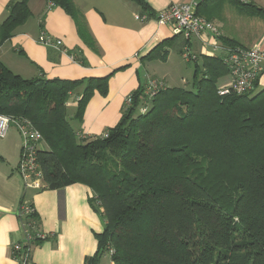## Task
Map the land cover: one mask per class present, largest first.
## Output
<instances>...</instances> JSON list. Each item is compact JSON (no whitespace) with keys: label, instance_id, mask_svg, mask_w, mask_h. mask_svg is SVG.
I'll use <instances>...</instances> for the list:
<instances>
[{"label":"trees","instance_id":"trees-1","mask_svg":"<svg viewBox=\"0 0 264 264\" xmlns=\"http://www.w3.org/2000/svg\"><path fill=\"white\" fill-rule=\"evenodd\" d=\"M47 1L98 52L74 1ZM131 1L157 16L145 0ZM28 2L8 3L0 44L31 16ZM233 2L264 15L252 2ZM196 13L202 15L198 7ZM185 45L188 39L173 35L142 59L165 60L168 47L181 53ZM192 62L189 87L164 83L149 95L139 85L117 122L92 138H80L71 120L80 121L94 92L105 96L109 78L126 65L104 76L63 79L23 78L0 62V113L25 118L41 133L36 161L43 188L81 183L92 191L88 202L103 228L83 264H99L105 255L110 264H264V87L256 81L249 91L220 94L219 79L229 73L221 56L201 54ZM24 219L37 227L34 209Z\"/></svg>","mask_w":264,"mask_h":264},{"label":"crops","instance_id":"crops-1","mask_svg":"<svg viewBox=\"0 0 264 264\" xmlns=\"http://www.w3.org/2000/svg\"><path fill=\"white\" fill-rule=\"evenodd\" d=\"M11 1L16 0H0V22ZM73 1L83 14L98 52L80 39L73 20L61 7L47 0H29L31 16L12 36L1 42L0 62L23 78L43 75L63 79L104 76L116 67L126 65L109 78L107 94L101 96L95 91L81 120H73L72 126L77 133L92 138L117 122L127 105L126 97L148 77L166 83L170 73L157 71V67L169 62L173 53L170 47L165 60L143 61L142 57L173 34L170 25L158 23L154 15L144 20L135 18L146 14L131 0ZM191 1H197L201 16L216 25L223 37L236 41L240 46L259 45L264 48V15L246 13L233 0H145L156 15L170 3ZM239 1L252 2L264 9V0ZM41 32L61 39L65 50L37 42ZM210 37L209 33L201 35L206 42L211 41ZM189 47L197 57L217 54L199 38H192ZM67 50L78 52L84 62L73 59ZM174 50L179 56V51ZM227 79L221 82L227 83ZM258 85L264 87V67ZM74 97L72 95L67 104L72 109ZM14 130L11 127L5 137H0V264H20L13 256L12 245L24 243L17 217L21 201L33 206L38 218L36 229L45 234L44 239L31 246L30 264H83L85 258L96 251L94 233L103 228L101 217L88 202L92 196L91 189L84 184L73 183L59 189L24 190L22 177L17 171L20 140L11 135H17Z\"/></svg>","mask_w":264,"mask_h":264},{"label":"built area","instance_id":"built-area-1","mask_svg":"<svg viewBox=\"0 0 264 264\" xmlns=\"http://www.w3.org/2000/svg\"><path fill=\"white\" fill-rule=\"evenodd\" d=\"M51 4V2L49 1ZM196 2L170 3L161 10L156 19L158 23L169 24L173 35H179L189 41L192 38H199L204 44H208L212 51H216L228 69L229 80L224 83L219 93L228 91L241 93L249 91L258 81L264 67V48L259 45L244 47L240 45L229 46L219 41L220 30L211 21L196 13ZM146 15H136L135 18L144 20ZM203 33H209L211 41L206 42L201 38ZM36 41L50 47L62 48L61 39L53 38L41 32ZM63 49V48H62ZM65 50V49H63ZM181 57L189 62L197 59V55L185 45L181 50ZM213 54V53H212ZM164 86V82L158 78L148 77L144 83V92L152 95L159 88ZM126 103L130 102V97H126ZM13 127L21 137L19 160L17 171L22 177L23 189H42L41 172L36 161V152L43 147L41 133L25 118L14 117L0 113V137H5L10 128ZM106 135V133H103ZM80 138L86 135L78 133ZM33 211V207L26 201H21L17 208V217L21 232L22 242H15L12 245L13 256L20 264H30L29 254L35 238L44 239L45 234L34 228L33 222L25 221L24 217ZM112 250L110 249L109 253Z\"/></svg>","mask_w":264,"mask_h":264},{"label":"rangeland","instance_id":"rangeland-1","mask_svg":"<svg viewBox=\"0 0 264 264\" xmlns=\"http://www.w3.org/2000/svg\"><path fill=\"white\" fill-rule=\"evenodd\" d=\"M236 6L238 7V5H236ZM170 50L173 53H172V56H171L169 62L166 64L161 63L160 65H158L157 71L170 73V75L168 74L167 78H166L167 85L189 87V84L191 82L192 72H193V62L192 61H190V62L184 61V59L181 57V54L179 53V56H178V54H176V51L174 50L173 47H170ZM226 77H228L227 80H229V76L227 74V75L222 76L221 79H219L220 80L219 82L223 83L221 81H222V79L224 81L226 79ZM153 78H155V77H153ZM74 122L75 121L71 120V123L73 126H74ZM11 135L17 136L18 139L20 140V144H21V137L19 136L18 132H17V135H16V133L11 134ZM86 137H87V135H86ZM109 261H110L109 257L107 255H105L102 258H100L99 264H110Z\"/></svg>","mask_w":264,"mask_h":264}]
</instances>
